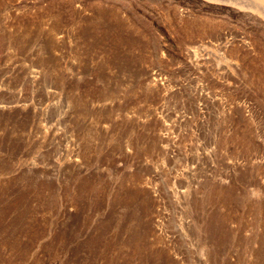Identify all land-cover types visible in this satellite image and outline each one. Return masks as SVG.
<instances>
[{"label":"rangeland","instance_id":"obj_1","mask_svg":"<svg viewBox=\"0 0 264 264\" xmlns=\"http://www.w3.org/2000/svg\"><path fill=\"white\" fill-rule=\"evenodd\" d=\"M0 264H264V0H0Z\"/></svg>","mask_w":264,"mask_h":264}]
</instances>
